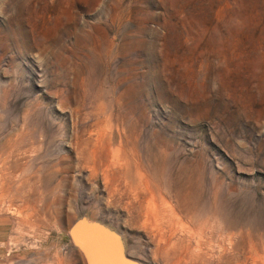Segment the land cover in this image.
I'll use <instances>...</instances> for the list:
<instances>
[{"label":"rangeland","instance_id":"obj_1","mask_svg":"<svg viewBox=\"0 0 264 264\" xmlns=\"http://www.w3.org/2000/svg\"><path fill=\"white\" fill-rule=\"evenodd\" d=\"M263 5L0 0V264H77L81 212L143 264H264Z\"/></svg>","mask_w":264,"mask_h":264},{"label":"water","instance_id":"obj_2","mask_svg":"<svg viewBox=\"0 0 264 264\" xmlns=\"http://www.w3.org/2000/svg\"><path fill=\"white\" fill-rule=\"evenodd\" d=\"M66 234L84 264H143L129 254L122 231L87 212L71 220Z\"/></svg>","mask_w":264,"mask_h":264},{"label":"bare ground","instance_id":"obj_3","mask_svg":"<svg viewBox=\"0 0 264 264\" xmlns=\"http://www.w3.org/2000/svg\"><path fill=\"white\" fill-rule=\"evenodd\" d=\"M88 143V142H87ZM16 143L14 141L9 142L7 146L4 148V151H7L8 149L11 151L13 148H15ZM18 144V143H17ZM140 169H138L137 166H135L134 169V175L131 174L132 170L131 169H120L118 170V173H116L115 180H123L126 186L130 190H133L138 193L140 188V183L143 185V187L146 190L145 195L141 196L142 197V203H145L146 207L148 210L150 209H155L158 204L162 205V207H169V202L168 200L161 194L158 190H154L152 187H149V183L147 179H144L142 181L141 179V174ZM156 185V181L154 183V186ZM187 195L186 194H181L176 196V207L178 208H183L184 205L187 204ZM174 209V208H173ZM129 252V251H128ZM130 254V253H129ZM184 254V253H183ZM132 255V254H131Z\"/></svg>","mask_w":264,"mask_h":264},{"label":"trees","instance_id":"obj_4","mask_svg":"<svg viewBox=\"0 0 264 264\" xmlns=\"http://www.w3.org/2000/svg\"><path fill=\"white\" fill-rule=\"evenodd\" d=\"M264 6V5H263ZM262 6V7H263ZM252 13L253 15H255L256 17H260L262 15V10H261V6L256 4L255 6H253L252 8Z\"/></svg>","mask_w":264,"mask_h":264},{"label":"crops","instance_id":"obj_5","mask_svg":"<svg viewBox=\"0 0 264 264\" xmlns=\"http://www.w3.org/2000/svg\"><path fill=\"white\" fill-rule=\"evenodd\" d=\"M79 255V254H78ZM77 264H84L82 258L79 256L75 257Z\"/></svg>","mask_w":264,"mask_h":264}]
</instances>
